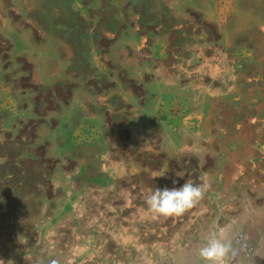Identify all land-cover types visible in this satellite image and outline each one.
Returning a JSON list of instances; mask_svg holds the SVG:
<instances>
[{"label": "rangeland", "instance_id": "374dc122", "mask_svg": "<svg viewBox=\"0 0 264 264\" xmlns=\"http://www.w3.org/2000/svg\"><path fill=\"white\" fill-rule=\"evenodd\" d=\"M99 1L85 17L72 0H0V264H204L200 249L209 236L230 248L240 234L249 239V227L255 240L246 241L240 258L232 259L229 249L226 259L264 264V155L253 156L258 167L252 169L242 162V144L220 150L213 141L205 158L190 148L174 152L153 111L155 88L173 83L191 100L209 83L217 89L223 83L257 84L264 95V31L237 21V12H259L264 21V0L233 3L231 46L222 64L224 25L209 11L206 16L198 0H185L183 12L167 0ZM133 35L144 41L137 53L129 43ZM48 46L67 65L62 75L42 80L37 54L45 52L46 71ZM195 46L207 49L208 63L194 55ZM231 61L235 77L240 74L234 82L223 73ZM119 86L139 101L137 114L150 116V148L135 143V114L117 93ZM8 89L14 107L5 101ZM85 92L96 101L71 117L62 155L50 153L47 142H38L40 130L56 129L62 108L69 105L70 111L73 99L83 100ZM104 95L112 105L97 107ZM97 116L104 119L103 136L92 132L93 124L85 127ZM236 116L231 111L221 119ZM239 119L249 122L242 114ZM259 127L264 131L263 122ZM257 130L242 135L252 141ZM107 134L120 140L121 152ZM228 153L236 155L230 159ZM129 160L138 167L135 173L120 169ZM187 181L203 186L192 208L170 217L149 209L146 197L155 188Z\"/></svg>", "mask_w": 264, "mask_h": 264}, {"label": "bare ground", "instance_id": "6f19581e", "mask_svg": "<svg viewBox=\"0 0 264 264\" xmlns=\"http://www.w3.org/2000/svg\"><path fill=\"white\" fill-rule=\"evenodd\" d=\"M162 1L163 0H154V2L157 3ZM167 1L169 2V5L172 6L177 12H183V2L185 3V0ZM235 1L236 0H198L200 5L204 8L206 16H208L209 11V14L211 13L212 15H217L220 22H222L224 25V28L221 27V33L223 36L221 64L222 62L227 61L226 57L228 54V47L231 46L232 27L229 18L231 14V7ZM72 2L74 8L79 10L82 15L87 17L90 14L91 11L86 9L83 0H72ZM91 2V7H94V9L100 6L99 0H91ZM216 7L218 8V13L216 12ZM118 13H120V10H118ZM258 14L255 12H246L241 15V13L237 12V21L243 25H252L264 31V21L260 18L261 14ZM98 15L99 14L96 11V20L99 19ZM131 33L132 32H130V34ZM129 43L136 53L140 50V48H142V45H144V41H140L134 35L131 37ZM46 50L49 51L51 57L46 71L43 68L45 63V52H39L37 54V60L40 67V77L42 80L51 79L58 73L59 75H62V71L65 70V66L67 65V61L63 63L60 58L56 56L57 50L52 46H48ZM196 50L197 54L194 55L200 56L201 59H204L205 63H208L205 59L207 49L197 46ZM192 61H196V58L193 57ZM231 62L233 63L232 66L225 67L223 73L226 74V80L234 82V80L240 78V74L235 77L234 70L236 69L237 65H234L233 61ZM187 69L188 68L186 67H181V70L186 71ZM210 69L213 70L212 72L214 74H216V66L211 65ZM215 84L217 83H209L207 85L205 84L204 86H200L199 96L195 97L196 100H191L189 99L190 97L187 98L184 91L180 90L178 83H173V85L169 88H155L153 111L155 113L156 120L164 126L170 149L174 152H181L182 150L185 151V149L190 148L199 152L202 158H205V152L213 150V141L217 142L220 150H222V147L229 148L235 143L242 144L244 147L243 153L246 155V158L244 159L247 160L246 161L243 159L242 162L246 164L247 162H250L252 164V169L256 166L258 167V161L253 156L258 152H261L262 155H264V144L261 142V137L264 135V131H262L259 127L260 122L264 123V95H262L261 90L257 88V84L249 85L248 83H223L222 88L218 89L215 88ZM117 85H119V83H117ZM249 86L254 87L250 89ZM117 93L121 96L123 102L129 104L132 107L131 111H133L135 114L132 116L133 129L131 131L135 143L138 146L150 148V139L148 136L150 134V128L147 124V119L150 116H148L145 111L140 110L139 113L136 114V111L139 109V101L137 98H135L130 89L119 86V88H117ZM84 95L85 97L83 100L78 98L73 99L70 106V111L69 105L68 107L62 108V114L59 117L60 123L56 129L51 130L48 127H44L40 130L38 142L41 143V145L44 144L43 142H47V149L50 153L57 156L62 155L63 151L68 148L67 145H69V138L67 145L65 139L69 134V124L71 122V117L76 114L78 109L83 111L88 108L89 102L94 103L96 101L95 98L88 92H85ZM6 96H8L6 98V102L14 107L13 97L10 94ZM110 99V97L104 95L99 99L98 102H96L95 105L98 107V105H103L107 102L109 104L108 106L110 107L112 105L109 102ZM224 108L226 110L223 112ZM171 110H173L172 113ZM231 111L236 112L237 116L231 118L227 122H223L221 117L226 114L230 115ZM241 114L244 115L246 120H249L248 124H244V119L240 121L239 117ZM177 119H180L178 124L174 122ZM224 119H226V117ZM87 121L88 122L85 124V127H90L92 124L95 126V129L92 131L93 133L99 131L102 136L105 134L104 129L106 128L104 126V119L102 116H97V118H88ZM82 123H85V121L83 120ZM65 125L68 126L67 129H65ZM252 127H255L258 130L257 135L253 137L254 140L251 141V139L249 140L247 137L245 138V136L242 135V131L245 129L251 131ZM214 130H216L218 133H214ZM60 135H62V139H59ZM189 137L192 144L188 146ZM106 140L111 143L112 146L116 145L117 148H120V143L116 136L107 134ZM252 143H254L253 146ZM236 154L237 157L242 160L240 158L241 156L237 152ZM236 154H229V158H234ZM221 161H223V159L220 158V162ZM241 168L242 166L240 169ZM120 169L121 171L129 172V174L138 171V167L132 160H129L126 166L122 163ZM236 172L238 173V171ZM52 180L57 184L59 182V175H55L54 179ZM67 184L69 185V180ZM255 234L256 233L253 228L249 227V239L246 241L248 243L253 242L255 240ZM245 246V244L237 245V253L239 255L238 258H240ZM237 256L235 255V258ZM227 264H234V262L233 260H227Z\"/></svg>", "mask_w": 264, "mask_h": 264}, {"label": "clouds", "instance_id": "9594fccd", "mask_svg": "<svg viewBox=\"0 0 264 264\" xmlns=\"http://www.w3.org/2000/svg\"><path fill=\"white\" fill-rule=\"evenodd\" d=\"M175 183L176 181H173V184ZM202 187L189 181L178 188L157 187L147 195L146 203L149 209L159 216H180L199 202L203 195ZM228 253L229 245L214 234L208 237L207 242L200 249L204 264H227Z\"/></svg>", "mask_w": 264, "mask_h": 264}, {"label": "built area", "instance_id": "2783aa9c", "mask_svg": "<svg viewBox=\"0 0 264 264\" xmlns=\"http://www.w3.org/2000/svg\"><path fill=\"white\" fill-rule=\"evenodd\" d=\"M246 242V237L244 234H240L238 235V237L236 238L235 242L233 245L230 246V252H231V258L234 259L235 258V255L237 256L238 255V251H237V245L239 244H245V248H247V244L245 243ZM240 254V253H239Z\"/></svg>", "mask_w": 264, "mask_h": 264}, {"label": "crops", "instance_id": "0c3cea01", "mask_svg": "<svg viewBox=\"0 0 264 264\" xmlns=\"http://www.w3.org/2000/svg\"><path fill=\"white\" fill-rule=\"evenodd\" d=\"M83 2L85 3L84 0H83ZM72 7L74 8L73 4H72ZM85 7H86L87 10H88V8H92L91 6H88V7L85 6ZM89 10H90V9H89ZM153 50H154V49H152V53H153ZM7 91H8L7 95L10 94V95L12 96V94L10 93V90L8 89ZM7 97H8V96L5 95V101H6V98H7ZM12 97H13V96H12ZM126 104H127V103H126ZM129 106H130V105H129ZM130 107H131V106H130ZM131 108H132V107H131ZM130 111H131V109H130ZM136 114H137V112H136ZM148 136H150V134H149ZM118 141H119V143H120V140H119V139H118ZM116 148H117V147H116ZM117 149H119V151L121 152V145H120V148H117Z\"/></svg>", "mask_w": 264, "mask_h": 264}]
</instances>
